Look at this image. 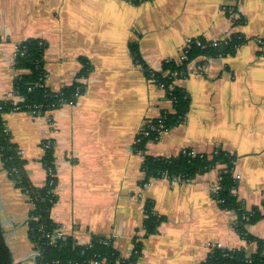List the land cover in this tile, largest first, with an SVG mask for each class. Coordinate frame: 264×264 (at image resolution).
<instances>
[{
	"label": "crops",
	"instance_id": "1",
	"mask_svg": "<svg viewBox=\"0 0 264 264\" xmlns=\"http://www.w3.org/2000/svg\"><path fill=\"white\" fill-rule=\"evenodd\" d=\"M234 34L245 42L233 53L198 57L175 80L190 98L184 121L136 152L145 123L173 112L166 91L143 66L159 72L177 61L189 39L211 44ZM27 40L44 43L48 90L83 88L71 105L3 115L35 188L47 179L42 144L52 143L57 182L50 218L65 236L80 246L105 237L121 260L141 243L135 264H200L217 245L256 253L257 243L236 232L234 212L214 199L223 166L177 185L167 178L140 183L145 155L172 159L184 150L208 156L221 150L235 156L238 201L264 214V0H0V99L21 73L13 63ZM0 205L13 264H36L27 234L33 205L1 160ZM146 205L163 218L148 236ZM246 230L264 241V218Z\"/></svg>",
	"mask_w": 264,
	"mask_h": 264
},
{
	"label": "trees",
	"instance_id": "2",
	"mask_svg": "<svg viewBox=\"0 0 264 264\" xmlns=\"http://www.w3.org/2000/svg\"><path fill=\"white\" fill-rule=\"evenodd\" d=\"M237 1V0H234ZM230 14H233L232 12ZM241 21H234L238 25ZM196 41V42H195ZM200 42L205 47L197 45ZM245 39L239 34H234L229 41L218 42L216 47L203 40H193L188 47L186 59L181 63L170 60L163 64L161 71L152 72L145 66V76L155 79L156 83L164 88L167 98L171 100L173 112H163L162 124L157 119L152 123L156 130L151 131L145 138L138 135L140 142L134 145L136 152L144 153L148 142L158 138L161 132L167 131L181 124L190 107V98L187 92L174 84L175 80L187 75V66L198 57H218L227 55L243 44ZM44 43L38 40H27L18 45L13 68L21 73L12 82V91L22 98L17 104L19 111L34 114H43L46 111L58 109L66 104H73L77 97L82 94L83 88L74 84L64 88L59 93L48 90L44 84ZM137 48L132 46V52ZM136 59H138L136 57ZM139 61V60H138ZM141 63V61H139ZM88 66L84 63L82 75L87 72ZM14 106L10 101L0 99V160L10 180L29 198L33 208L29 213L27 222V234L29 240L37 252L36 264H135L141 254V243H136L131 255L121 260L113 248L111 240L105 237L95 236L87 246H80L70 236L63 235L54 243L50 237L58 231V227L50 218V210L56 201L53 189L56 185L53 146L45 149L43 165L47 171V179L44 187H33L25 174V162L22 160L17 146L11 141V137L4 131L3 115L11 112ZM235 156L217 150L211 155H194L189 150L182 151L177 157L162 158L145 155L142 165L144 174L140 185H147L152 179L167 177L169 180H191L198 175L208 172L216 166H223L218 183L219 190L213 195L220 209L232 211L236 215L234 228L236 232L249 242H256L258 250L247 256L243 251L227 250L213 247L206 259L200 264H264L262 255L264 241L256 239L246 230L248 225L254 224L264 218L258 209L246 210L238 201L235 190L237 179L233 175ZM145 219L142 229L145 236L155 233L157 226L163 220L158 217L146 205ZM0 264H13L12 253L7 246L2 226L0 223Z\"/></svg>",
	"mask_w": 264,
	"mask_h": 264
},
{
	"label": "built area",
	"instance_id": "3",
	"mask_svg": "<svg viewBox=\"0 0 264 264\" xmlns=\"http://www.w3.org/2000/svg\"><path fill=\"white\" fill-rule=\"evenodd\" d=\"M192 41L193 40H191V39H189L188 41H187V44H186V46L184 47V48H182L181 49V51H180V53H179V56H178V58H177V63H181L182 61H184L185 59H186V55H187V51H188V47H189V45L192 43ZM196 42V41H195ZM217 43L218 42H214V43H211V46H213V47H216L217 46ZM197 45L198 46H201V47H205V45H202L200 42H197ZM4 100H6V101H10L11 103H12V105L14 106V108H13V110H11V112H14V111H19L20 110V108H19V106H17V104L18 103H20L21 101H22V98L19 96V95H17V94H15L13 91H12V89L6 94V96L3 98ZM71 105V104H70ZM33 113V112H32ZM162 115H160L158 118H157V122H158V124L159 125H161L162 123ZM154 130H156V128L154 127V125H153V123H152V121H149L148 123H145V125L141 128V130L139 131V133H138V135L140 136V135H142L143 137H147L148 135H149V133L151 132V131H154ZM4 131H5V133H7V130L5 129V127H4ZM162 133V132H161ZM137 135V136H138ZM140 142V138L139 137H136V139H135V144H137V143H139ZM134 144V145H135ZM42 147H43V149H44V151H45V149H48V148H50V147H52V143L51 142H49V141H44V143L42 144ZM193 154V153H192ZM235 177V176H234ZM162 178H167V177H162ZM168 179V178H167ZM235 179H237L236 177H235ZM169 180V179H168ZM171 181V183L173 184V185H177V184H179L180 182H185V181H187V180H178V179H173V180H170ZM219 190V187L218 186H216L214 189H213V193L215 194L217 191ZM64 234L60 231V230H58V231H56L53 235H47L46 237H50L51 238V242L49 243V244H51V245H54V243H56V241L58 240V239H60L62 236H63ZM213 247H217V248H220V246L219 245H217V246H213ZM212 247V248H213ZM132 251H133V249H132ZM37 253V252H36ZM93 264H99V263H97V262H94Z\"/></svg>",
	"mask_w": 264,
	"mask_h": 264
},
{
	"label": "water",
	"instance_id": "4",
	"mask_svg": "<svg viewBox=\"0 0 264 264\" xmlns=\"http://www.w3.org/2000/svg\"><path fill=\"white\" fill-rule=\"evenodd\" d=\"M0 209H1V205H0ZM36 255H37V253H36Z\"/></svg>",
	"mask_w": 264,
	"mask_h": 264
}]
</instances>
